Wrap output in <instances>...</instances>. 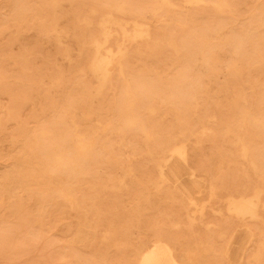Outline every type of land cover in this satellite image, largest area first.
Returning <instances> with one entry per match:
<instances>
[{
	"label": "rangeland",
	"instance_id": "1",
	"mask_svg": "<svg viewBox=\"0 0 264 264\" xmlns=\"http://www.w3.org/2000/svg\"><path fill=\"white\" fill-rule=\"evenodd\" d=\"M172 2L0 0V264H264V0Z\"/></svg>",
	"mask_w": 264,
	"mask_h": 264
},
{
	"label": "bare ground",
	"instance_id": "2",
	"mask_svg": "<svg viewBox=\"0 0 264 264\" xmlns=\"http://www.w3.org/2000/svg\"><path fill=\"white\" fill-rule=\"evenodd\" d=\"M109 1H112V0H109ZM196 1L199 2L201 0H196ZM187 3L188 2H186V4ZM161 4L163 7L170 8L173 5V2H172V0H161ZM146 8H147L146 6L140 7V9L142 11H145ZM111 13L112 12H108L107 15L110 16ZM138 27H142V25H140ZM144 35H148V32L140 28L139 30L135 31V35H134L133 39L141 38ZM95 44H96L97 51H98L99 55H98V57H96L94 64H93L94 72H95L96 76L99 78V80L101 81V83H102L101 86L104 87L110 81V77H111L110 72L112 71V69L120 67V63L123 60V57H124L126 52L123 49H119L117 54L121 55V56L114 55L111 52H109L110 54H108L107 56H103V55H101V47L99 46V44L97 42ZM113 62H115L114 66L109 67V64L113 63ZM121 70H123L122 67H121L120 71ZM139 78L140 77H138V79ZM75 143H76V145H78V144H80V141L77 140ZM80 151H81V153H83V155H85L88 152V149L86 147H83V148H80ZM244 155H245V157H247V155H248L247 152ZM252 158L253 159L251 161V165H252L253 170L255 172L264 171V168H262V166H264V165H262L261 164L262 162L259 161V159H262L263 163H264V151L255 150L253 152ZM168 164H169V162H165L166 166ZM163 170H164V168H163ZM161 175H162V178L164 179L166 177V172L163 171ZM189 175H191V174H189ZM252 186H254V188H256L253 196L248 197L246 195L247 192H242V193H240L238 198L232 197L230 199L229 211L234 213L240 222H246V220L249 219V220H253V221H263V223H264V219L262 218L260 211L258 210L260 200L262 198V195L264 194V188L260 187L256 183ZM195 194H197V193H193L191 195H195ZM243 245H244V243L241 242L238 247H235V250L240 251L243 248ZM228 253L229 252H227L226 255H228ZM13 262H15V261H13ZM228 263L231 264L230 260H228ZM139 264H181V263H179L176 260V258L172 255V250L168 244H166L162 240H156V241H153L152 245L148 246L146 248L145 252L141 255V258L139 260Z\"/></svg>",
	"mask_w": 264,
	"mask_h": 264
}]
</instances>
